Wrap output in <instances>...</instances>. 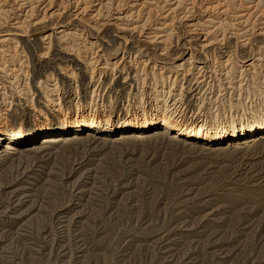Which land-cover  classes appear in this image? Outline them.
<instances>
[{"label": "rangeland", "instance_id": "obj_1", "mask_svg": "<svg viewBox=\"0 0 264 264\" xmlns=\"http://www.w3.org/2000/svg\"><path fill=\"white\" fill-rule=\"evenodd\" d=\"M49 27L28 40L22 36L37 96V81L62 75L60 66H72L81 81L89 78L57 38L54 51L39 56L40 37ZM104 40L103 51L122 55L119 38L110 33ZM179 49L174 46L158 63L178 61ZM62 81L70 93L72 83ZM107 82L105 98L115 118L125 117L136 86L128 84L124 71ZM208 87L183 91L178 116L191 123L210 119L211 110L222 114V97L205 94L201 104L194 94ZM159 131L85 128L61 133L58 143L43 145L44 138L58 135L46 134L1 153L0 264H264V137L202 147L200 136Z\"/></svg>", "mask_w": 264, "mask_h": 264}, {"label": "bare ground", "instance_id": "obj_2", "mask_svg": "<svg viewBox=\"0 0 264 264\" xmlns=\"http://www.w3.org/2000/svg\"><path fill=\"white\" fill-rule=\"evenodd\" d=\"M46 27L39 56H49L57 38L89 78L81 81L72 66H60L62 75L37 81V96L22 36L28 40ZM0 31V154L46 134L58 135L47 136L43 145L58 143L64 133L85 128L115 133L159 127L163 134L168 129L186 139L200 136L202 147L264 137V0H0ZM110 33L122 41L120 57L103 51ZM174 46L181 49L178 61L158 63ZM248 46L250 53L239 60ZM123 71L136 92L126 116L115 118L116 109L105 98L107 77ZM60 76L72 83L70 93ZM202 84L210 87L194 93L200 103L205 94L222 97L223 113L211 110L210 119L187 123L178 116L180 95ZM15 117L21 121L13 123Z\"/></svg>", "mask_w": 264, "mask_h": 264}]
</instances>
